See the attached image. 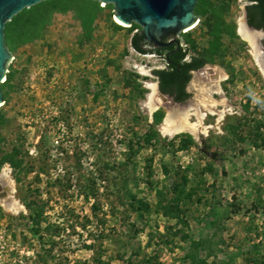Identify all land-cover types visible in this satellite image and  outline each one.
Returning a JSON list of instances; mask_svg holds the SVG:
<instances>
[{
  "label": "rangeland",
  "instance_id": "374dc122",
  "mask_svg": "<svg viewBox=\"0 0 264 264\" xmlns=\"http://www.w3.org/2000/svg\"><path fill=\"white\" fill-rule=\"evenodd\" d=\"M246 5L198 1L180 45L207 64L173 107L206 113V72L223 79L201 132L173 136L168 108L148 106L166 63L132 48L143 27L113 4L44 0L7 22L0 175L22 209L0 197V264H264V75L238 33Z\"/></svg>",
  "mask_w": 264,
  "mask_h": 264
},
{
  "label": "water",
  "instance_id": "95a60500",
  "mask_svg": "<svg viewBox=\"0 0 264 264\" xmlns=\"http://www.w3.org/2000/svg\"><path fill=\"white\" fill-rule=\"evenodd\" d=\"M44 0H0V106L4 103L1 84L4 82L8 65L13 59L12 52L5 43V28L17 14ZM104 4L114 5V18L127 26L136 23L143 27L141 33L144 48L168 47L173 43L179 44L180 34L192 28L198 21L195 8L199 0H98ZM247 22V21H246ZM248 24V23H247ZM248 27L252 30H256ZM262 32L263 30H256ZM174 36V40L164 42L165 36ZM203 68L194 71L203 73ZM171 106L177 102L162 93ZM4 193L1 194V191ZM7 188L0 186L1 197L7 196Z\"/></svg>",
  "mask_w": 264,
  "mask_h": 264
},
{
  "label": "bare ground",
  "instance_id": "6f19581e",
  "mask_svg": "<svg viewBox=\"0 0 264 264\" xmlns=\"http://www.w3.org/2000/svg\"><path fill=\"white\" fill-rule=\"evenodd\" d=\"M118 23L122 26H127L120 22ZM244 23L246 22L241 21L238 33L244 41L248 42L252 46L254 58L264 75V34L248 29ZM197 24L198 23H196L192 28L187 29L185 32L193 30L194 28H196ZM206 75L207 85L200 91L201 95L204 98L202 104L203 107L207 109L208 114H214V109L217 105L215 101H212L210 99L209 90H214L213 92L215 93V90L219 89L218 84L223 79V75H221L217 71L215 73L212 70H208L206 72ZM150 89L152 91V94H150L148 106L151 113L156 112L161 106L167 107L169 111L166 118V122L164 123V127L162 129L165 135L173 136L185 131H190L192 133L201 132L200 128L203 124V120L207 116V112H200L198 108H196L194 111V109L191 107H173L170 105L169 100L167 98H164V96L158 93L156 85H150ZM193 112L197 115L198 122H190L189 119ZM223 114L224 112L220 113V118L223 117ZM0 182L1 184H3L4 188L8 189L7 196H0L2 199L1 204L11 212H19L22 209L20 203L15 200L12 196H8V193H10V191H12L13 189V181L10 179L7 172H3L0 175Z\"/></svg>",
  "mask_w": 264,
  "mask_h": 264
},
{
  "label": "trees",
  "instance_id": "16d2710c",
  "mask_svg": "<svg viewBox=\"0 0 264 264\" xmlns=\"http://www.w3.org/2000/svg\"><path fill=\"white\" fill-rule=\"evenodd\" d=\"M242 1L247 3L245 10L248 25L253 29L264 31V0ZM131 46L139 54H153L164 59L165 68L153 71L162 94L173 98L177 103H183L190 98L187 86L192 79L191 72L197 71L207 64L204 57L192 56L188 59L186 50L184 51L180 47L175 52V46L172 45L167 48L145 49L141 32L133 34Z\"/></svg>",
  "mask_w": 264,
  "mask_h": 264
},
{
  "label": "flooded vegetation",
  "instance_id": "af4514ba",
  "mask_svg": "<svg viewBox=\"0 0 264 264\" xmlns=\"http://www.w3.org/2000/svg\"><path fill=\"white\" fill-rule=\"evenodd\" d=\"M171 40H174V36H171V35H168V36H165L164 37V39H163V41L164 42H169V41H171ZM172 46H175V52L176 51H178L179 50V48L181 47V45H180V39H179V44H177V43H173V45ZM169 47V46H168ZM157 48H167V47H157ZM182 48V47H181ZM184 51H185V49H183ZM188 59H189V57H187ZM204 68V67H203ZM202 69V68H201ZM200 70V69H199ZM198 71V70H197ZM194 71H192L191 72V74L193 73ZM192 76H193V74H192ZM188 92V91H187ZM1 193H4V190L3 191H1Z\"/></svg>",
  "mask_w": 264,
  "mask_h": 264
}]
</instances>
